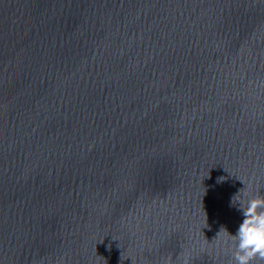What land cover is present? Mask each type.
<instances>
[{
  "label": "water",
  "instance_id": "obj_1",
  "mask_svg": "<svg viewBox=\"0 0 264 264\" xmlns=\"http://www.w3.org/2000/svg\"><path fill=\"white\" fill-rule=\"evenodd\" d=\"M244 183L264 0H0V264H230Z\"/></svg>",
  "mask_w": 264,
  "mask_h": 264
},
{
  "label": "clouds",
  "instance_id": "obj_2",
  "mask_svg": "<svg viewBox=\"0 0 264 264\" xmlns=\"http://www.w3.org/2000/svg\"><path fill=\"white\" fill-rule=\"evenodd\" d=\"M241 193L243 198L237 201L236 198ZM233 203H238L244 219L236 234L230 233L226 228L219 231L225 232L231 241L230 264H264V195L258 190L251 191V186L245 184L233 197Z\"/></svg>",
  "mask_w": 264,
  "mask_h": 264
}]
</instances>
